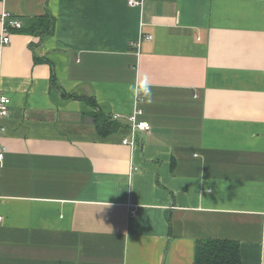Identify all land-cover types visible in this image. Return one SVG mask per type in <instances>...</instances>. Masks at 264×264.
Masks as SVG:
<instances>
[{
	"label": "crops",
	"instance_id": "1",
	"mask_svg": "<svg viewBox=\"0 0 264 264\" xmlns=\"http://www.w3.org/2000/svg\"><path fill=\"white\" fill-rule=\"evenodd\" d=\"M3 8L50 28L3 51L0 264H195L210 240L264 264V0ZM138 110L151 129L132 148ZM97 111L117 130L100 135Z\"/></svg>",
	"mask_w": 264,
	"mask_h": 264
},
{
	"label": "trees",
	"instance_id": "2",
	"mask_svg": "<svg viewBox=\"0 0 264 264\" xmlns=\"http://www.w3.org/2000/svg\"><path fill=\"white\" fill-rule=\"evenodd\" d=\"M49 28L48 20H35L20 30H24V32L29 34L40 35L48 32ZM65 96L74 97L72 95ZM90 102L93 105L94 102L92 100ZM90 117L102 136L109 135L117 130L119 126L116 121H112L111 118H108L100 111L91 114ZM195 264H242L240 245L236 242L227 241L210 240L199 242L196 249Z\"/></svg>",
	"mask_w": 264,
	"mask_h": 264
},
{
	"label": "built area",
	"instance_id": "3",
	"mask_svg": "<svg viewBox=\"0 0 264 264\" xmlns=\"http://www.w3.org/2000/svg\"><path fill=\"white\" fill-rule=\"evenodd\" d=\"M4 1V0H1ZM146 0H128V4L132 7H142ZM0 73L2 69V56L4 49L11 42V33L12 30H20L22 29V23L20 20L14 16L10 11L6 8H3L0 14ZM145 39L152 40L151 36H147ZM137 47H140V43L135 44ZM11 107V99L0 90V131L3 130V126L1 122L7 118L10 114ZM142 112L140 110L134 112L130 118V130L131 137L124 141V144L130 145L132 148L136 145V135L138 133L148 132L151 129V126L147 122H139L138 116ZM6 157V150L0 146V177L2 175V170L4 167ZM136 211H132V215H136ZM4 223V216L0 215V226Z\"/></svg>",
	"mask_w": 264,
	"mask_h": 264
},
{
	"label": "clouds",
	"instance_id": "4",
	"mask_svg": "<svg viewBox=\"0 0 264 264\" xmlns=\"http://www.w3.org/2000/svg\"><path fill=\"white\" fill-rule=\"evenodd\" d=\"M131 91H132L134 97H139L141 92H142L144 95H146L150 98L151 86L149 84V80H148L147 75H144L142 77V79L140 77H138L137 84L131 88Z\"/></svg>",
	"mask_w": 264,
	"mask_h": 264
}]
</instances>
